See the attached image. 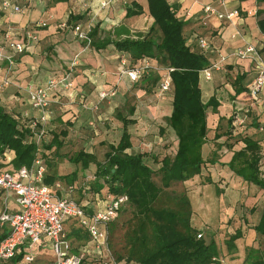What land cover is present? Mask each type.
Instances as JSON below:
<instances>
[{
  "label": "crops",
  "instance_id": "obj_1",
  "mask_svg": "<svg viewBox=\"0 0 264 264\" xmlns=\"http://www.w3.org/2000/svg\"><path fill=\"white\" fill-rule=\"evenodd\" d=\"M11 1L20 5L23 11L14 14L3 9L0 4V53L6 57L14 56L12 64L5 58L0 60V105L14 114L26 112L30 116H38L39 112L28 102L29 87L42 85L48 79L60 78L68 74L72 86L68 89L60 88L50 96L51 119L45 140L50 143L55 134L61 133L62 130L68 132L66 136L60 135L62 146L59 149L56 150L54 146L46 150L50 153L48 154L50 158L53 155V161L61 159L62 152H68L65 153V158L70 161L74 153L84 150L94 154L99 161H104L110 145H117L121 139L123 117L130 120L127 128L133 143V133L129 126L138 124L136 120L141 112H149V108L154 112L156 109L152 103L154 97L155 101L161 100L160 97L158 99L156 97V89L166 70L157 71L160 79L154 86H148L147 78L144 77L136 82L131 81L127 74L122 73L123 60H126L130 67L137 64L131 60L129 53L117 50L113 44L97 50L92 44L88 45L87 42L80 40L74 27L77 24L83 29L89 25H92V29L98 27L100 39L111 35L117 27H120L121 31L130 30V36L136 37L137 32L146 33L153 23L147 0L146 4L143 0H137L143 5L144 13L130 18L126 17V8L132 0H111L106 7H101V2L104 0H91L88 3L84 0ZM168 1L171 4H179L178 16L187 21L185 36L188 44L193 49L204 52L213 64L218 65L211 70L209 79L205 78L202 71L200 74L204 100L208 101L211 96L217 95L220 102L216 112L212 108L208 111L209 131L207 142L203 146V156L206 160H210L217 152L219 161L215 164L208 163L207 168L203 170V176L198 175L186 181L185 185L192 189L188 192L193 210L192 226L200 231L207 230L206 232L217 242L220 255L218 261L213 264H245L257 258L264 260V236L255 229L260 220L264 189L245 182L227 165L234 152L244 146L242 141L236 140L241 133L254 135L261 141L264 151V88L259 93V100L254 101L250 92L256 76L253 62L251 58L234 55L238 47L246 44L255 45L264 55V25L259 24V20L264 18V13H257L259 10H264V2L226 0L225 4H221L219 0ZM206 6H211L222 13L239 9L240 15L232 20L221 19L215 14L206 12L204 9ZM39 21H46L47 25L36 27L35 23ZM8 31L15 41L25 44L23 52L14 53L9 48L5 40ZM127 36L126 33L120 35L121 38ZM112 37L115 38V35L113 34ZM199 38L207 41V48L202 49L199 46ZM151 61L153 64L157 63L155 59ZM240 87H244L245 90L237 93L235 89ZM103 92L107 93L104 98L101 97ZM133 97L137 100L132 105H126L133 100ZM125 111L128 116L124 114ZM171 112L172 105L168 117ZM233 115L236 119L230 125L228 119ZM239 117L245 118L242 125L238 123ZM255 122L259 123V127H255L253 124ZM166 125L167 136L156 141L164 140V143H168L174 156L178 147L177 137L167 122ZM229 126H233L231 134L228 133ZM134 149L133 143L127 151L136 154L137 152H132ZM165 156L169 155L164 154L163 157ZM13 157L14 152L8 150L0 156V163L8 164ZM58 164L56 160L52 162V167L46 165L47 171H50L49 169L61 171V166H57ZM157 164L154 170L160 168L161 162ZM75 169L83 171L81 165L73 162L67 171ZM94 170L96 164L92 163L84 171ZM205 175H209L214 182L203 183ZM197 182H200L198 186L195 185ZM210 188H214L216 193L215 204L212 207L208 206V201L198 195L197 197L201 199L200 206L197 207L192 200V193ZM253 207L255 210L251 211ZM236 208L244 210L241 219L235 213ZM18 210L15 194L0 189V214L3 211ZM234 218L239 226L232 232L240 228L242 236L236 240V248L230 252L226 240L224 242L222 235L214 233L213 228H223L221 225L224 223L227 232L228 223ZM78 226L75 221L66 220L67 240L71 245L69 253L88 256L95 248L89 243L85 244L86 238L76 230ZM7 232L8 226L0 223V240ZM26 253L33 254L34 260L25 264H55L56 261L51 241L47 238L42 239ZM108 254L107 248L101 258L105 264H109L106 261ZM112 263L123 264L114 261ZM124 264L137 263L124 262Z\"/></svg>",
  "mask_w": 264,
  "mask_h": 264
},
{
  "label": "trees",
  "instance_id": "obj_2",
  "mask_svg": "<svg viewBox=\"0 0 264 264\" xmlns=\"http://www.w3.org/2000/svg\"><path fill=\"white\" fill-rule=\"evenodd\" d=\"M147 4L153 23L146 33L137 32L136 37H132L130 30L121 31L120 27H117L111 35L100 39L99 29L95 27L90 32L91 44L97 50L113 44L117 50L129 53L131 60L137 64L145 58L159 62L160 54L164 53L166 58L163 60L166 67L170 68L173 85L172 112L167 121L178 141L175 155L157 160V163L161 162V166L154 170L146 161L145 153H129L127 150L133 146L127 128L130 120L123 117L121 139L117 145H110L104 161H99L94 154L84 150L70 157L71 162L81 165V170L88 169L92 163L96 164V170L83 175L79 169L69 173L47 171L45 180L53 186L59 181L65 188L74 185L73 197L86 207L88 212L96 210L97 204L109 193L128 195V204L132 211L126 221L123 253H119L116 260L137 264H213L218 261L220 255L217 242L210 234L197 237L200 230L191 223L193 210L188 191L177 193L172 189L175 183L182 182L185 185L189 179L203 176V170L207 168L208 163L215 164L219 161L217 152L210 160L203 156V146L207 142L209 131L208 111L212 108L216 112L220 102L217 95L211 96L208 101L204 100L200 74L213 63L204 52L197 51L188 44L185 36L187 21L178 16V3L147 0ZM126 9L127 18L144 13L143 5L137 0H132ZM262 12L264 13V10L257 11L258 14ZM259 24L264 25V18L259 20ZM122 33L128 36L121 38ZM113 34L115 38L112 37ZM144 78H147L148 86H154L160 75L151 72ZM235 90L239 93L245 88ZM235 119V115L231 116L228 119L229 124L232 125ZM253 124L259 127V123ZM232 129L233 126H229L228 133L231 134ZM67 134V130H62L47 143L46 133L41 143L37 144L33 132L23 121L22 114L9 112L0 105V156L8 150L14 152V157L8 164L1 162L0 165L15 169L30 166L35 157L39 156L47 166L52 167L51 161L47 159L50 153L46 150L54 146L56 150L59 149L62 146L60 135ZM239 135L236 140L242 141L244 146L234 152L227 165L245 182L264 189L263 145L252 134ZM45 142L47 145H44ZM156 174H159L161 183L155 181ZM89 176L94 178L89 181ZM213 182L209 175H205L203 183ZM254 210L255 207L251 209ZM76 228L86 238L85 244L89 243L94 248L87 230L81 226ZM255 229L264 236V202ZM65 230L68 236L66 222ZM241 236L242 230L239 228L226 240L230 252L236 248V240ZM28 251L27 245H21L12 258L2 260L0 264H25ZM100 258L102 255L94 249L88 256H83L82 264L87 259L92 261ZM245 264H264V260L257 258Z\"/></svg>",
  "mask_w": 264,
  "mask_h": 264
},
{
  "label": "built area",
  "instance_id": "obj_3",
  "mask_svg": "<svg viewBox=\"0 0 264 264\" xmlns=\"http://www.w3.org/2000/svg\"><path fill=\"white\" fill-rule=\"evenodd\" d=\"M90 1L84 0L85 3ZM110 2L111 0H104L101 2V7H106ZM219 2L225 4L226 0H219ZM0 4L3 9L14 14H20L23 11L20 5L13 3L11 0H0ZM204 9L221 19L232 20L240 15L239 9H233L225 13L218 12L211 6H206ZM46 25V21L35 23L36 27ZM74 30L80 40L87 42L88 45L91 44L90 32L92 25L83 29L80 24H77ZM5 40L14 53L25 50V44L15 41L9 31L5 34ZM198 44L202 49L208 46L204 38H199ZM234 55L241 58H251L256 76L250 92L253 100L258 101L259 93L264 88V55L253 44L238 47ZM13 57H6L0 53V60L5 58L11 64L14 63ZM122 66V73L127 74L130 80L134 82L150 73L154 68L149 58H145L141 63L132 67L127 65L126 60H123ZM217 66V64H213L202 70L206 79L211 77V70L217 68ZM71 86L72 82L67 74L64 77L48 79L42 85L29 87L28 102L33 109L39 112V115L34 117L25 112L22 114V119L33 132V138L37 144H40L45 137L51 119L50 96L60 88L68 89ZM172 87L170 68H168L161 76L158 91L161 95L166 94L171 91ZM106 96V92L101 93L102 98ZM244 121V117L238 118L240 125ZM46 173L47 166L39 156L35 157L30 166H21L15 169L0 165V188L5 191H12L19 205L17 212L3 211L0 214V223L8 226L6 236L0 241V262L12 258L19 246L27 245L31 250L42 239L47 238L51 241L56 255L55 264H82L84 254L69 253L70 244L65 230L66 220L75 221L87 230L98 254L103 255L108 248L110 224L118 218L121 210L129 203L128 195L109 193L105 199L98 203L96 210L88 212L87 208L73 197L74 185L65 188L60 181L56 182L54 186L49 185L45 180ZM93 178L89 176L88 180L90 181ZM203 234V231H200L197 237L201 238ZM26 260L33 261L34 255L29 254Z\"/></svg>",
  "mask_w": 264,
  "mask_h": 264
},
{
  "label": "rangeland",
  "instance_id": "obj_4",
  "mask_svg": "<svg viewBox=\"0 0 264 264\" xmlns=\"http://www.w3.org/2000/svg\"><path fill=\"white\" fill-rule=\"evenodd\" d=\"M143 2L146 4V0H143ZM166 56L164 57V53L160 54V58H159V62L153 64L154 68L151 72H156L159 70H167L168 67H166V63L164 62L163 59H165ZM150 72V73H151ZM225 91H223L224 93ZM156 94H157V99L160 97L161 100H156L155 101V97H154V103H152L153 107H156V109H154L151 111L149 108V112H141L140 117L137 118V125H130V129L132 130V135H133V143H134V147L135 149L132 152H137V153H145L146 154V160L147 162L153 167L156 168L157 167V160L161 159V157L164 156V154H167L169 156L173 155V150H171V147L168 145V143H164V140L157 142L156 139L162 138L164 136H167V125L166 122L168 124V114L170 113V109H171V105H172V96H173V91H170L166 94H160L158 91V87L156 89ZM225 94V93H224ZM227 96V95H225ZM164 98V99H163ZM137 100V99H136ZM135 98L133 97V100H130L128 103H126V105H132L135 101ZM139 104V103H138ZM148 104H151L148 102ZM147 104V105H148ZM137 105V103H136ZM124 114L126 116H128V113H126V111L124 112ZM123 114V115H124ZM166 125V126H165ZM48 130V129H47ZM46 139V138H45ZM169 141L171 142L172 140L169 138ZM162 142V143H161ZM44 145H47V143L45 142ZM43 148L45 146H42ZM172 151V152H171ZM170 152V154H169ZM65 153L68 152H62L61 159H54V161L57 160V162L59 163L57 166H61V171H58L60 173H69L71 171H67L69 170V166L70 161L67 160V157L65 158ZM53 158V155H52ZM50 158L47 155V159H51V164L53 161V159ZM72 166H75L72 164ZM51 171V169H49ZM82 172H86V171H80V173ZM155 181H157L158 183L160 182V177L159 174H156L154 176ZM200 182H197L195 185L198 186ZM172 189L177 192V193H182L184 191H191L192 189H190L188 186L184 185V183L182 182H178L175 183L172 187ZM206 189V188H205ZM203 189L202 191H194L192 193V200L194 201V203L197 205V207L200 206V199H206L208 201V206H213L215 203V191L214 188L210 190H205ZM205 190V191H204ZM198 195L201 196V198L197 197ZM234 199V198H231ZM131 206L129 204H127L122 211L120 212L118 218H116L109 227V238H108V249H109V254L108 257H106V261H108L109 264H113L112 261L116 262V263H123L125 262V260L122 261H118L116 260V257L119 253H123V246L125 244V230H126V221L130 218L131 216ZM209 209V208H208ZM238 210H240V212H238ZM244 210H242V208H236V214H238L239 219L242 218V213ZM236 219H230V222L228 223V228L229 231L226 232L225 228H224V223L223 225H221V227L223 226V228H213L214 233L218 234V235H222V239L225 242V240L228 239V237H230V235L233 233L232 230L236 229L239 224L236 223ZM211 226V224H209ZM212 228V227H211ZM207 230H205V232L203 231L204 235L207 233ZM212 231V229L210 230ZM208 234V233H207ZM240 243V241H239ZM241 246V245H240ZM96 262V263H94ZM126 263V262H125ZM84 264H105L103 261H101L100 259H95V260H86L84 262Z\"/></svg>",
  "mask_w": 264,
  "mask_h": 264
}]
</instances>
